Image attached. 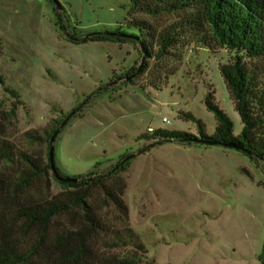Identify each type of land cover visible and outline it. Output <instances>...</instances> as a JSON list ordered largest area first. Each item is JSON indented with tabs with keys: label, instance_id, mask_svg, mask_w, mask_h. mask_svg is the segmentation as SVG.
I'll list each match as a JSON object with an SVG mask.
<instances>
[{
	"label": "rangeland",
	"instance_id": "1",
	"mask_svg": "<svg viewBox=\"0 0 264 264\" xmlns=\"http://www.w3.org/2000/svg\"><path fill=\"white\" fill-rule=\"evenodd\" d=\"M128 3L0 0L5 138L16 154L25 153L43 167L49 134L62 120L53 141L54 166L60 176L81 183L65 184L50 169L31 181L25 201L67 202L65 211L46 222L21 217L15 204L0 210V264H77V256L79 262H96L141 254L126 238L118 240L126 224L145 247L140 264H262L263 164L219 145L159 144L143 137L156 129L198 136L197 121L212 134L217 122L204 104L208 92L238 134L241 120L219 73L232 52L207 48L185 34L158 55L151 38L131 24L145 20L158 31L178 14L128 15ZM105 32L128 37L79 42ZM135 34L146 40L149 55ZM246 63L256 73L258 88L264 87V57L246 58ZM253 108L258 134L264 136V106ZM127 156L126 169L108 175ZM21 167L19 161L6 166L11 173ZM97 177L108 186L123 179L126 222L91 180ZM85 192L104 226L86 236L84 208L71 201Z\"/></svg>",
	"mask_w": 264,
	"mask_h": 264
},
{
	"label": "trees",
	"instance_id": "2",
	"mask_svg": "<svg viewBox=\"0 0 264 264\" xmlns=\"http://www.w3.org/2000/svg\"><path fill=\"white\" fill-rule=\"evenodd\" d=\"M127 14L145 13L152 16L162 14H178L177 20L167 27L156 31L145 20H136L132 27L141 35L151 38L150 43L157 46L158 55H163L168 48L176 45L179 39L188 34L194 37L203 46L214 48H226L232 52L230 61L220 64L219 73L226 86L229 97L238 113L242 128L238 134L233 133V121L229 115L215 102L212 93L206 94L204 104L216 119V127L212 134H207L203 125L197 121L198 136L180 130L156 129L143 137L153 140L155 143L183 142L203 145H219L234 149L247 155L250 159L261 162L264 167V136L258 134L259 122L253 117V105L264 106V87L258 88V78L254 70L246 63V58L264 57V0H128ZM128 35L125 33L105 32L93 36H84L79 42L95 40H114L124 42ZM134 37L138 36L135 34ZM144 54H148L146 40L139 39ZM0 76V82H2ZM13 95L16 94L11 90ZM15 104L9 111V116L15 114ZM73 115V113L71 114ZM191 119V118H189ZM60 121L59 125L61 124ZM65 122L62 123V125ZM52 129L49 137L59 133V127ZM232 145H241L244 150L235 149ZM48 152L50 146H47ZM248 151V152H247ZM130 156L117 162L108 175L117 170H125ZM20 162L21 169L11 173L7 165ZM50 169L49 157L47 163L40 167L34 158L25 153L16 154L12 144L5 138L4 128L0 123V210L8 205L15 204L16 213L33 222H46L54 215L68 208L67 202L62 199H44L42 203L25 201L29 192L31 181ZM55 171L60 176L55 167ZM55 176L54 172L52 171ZM62 177V176H61ZM104 191L105 198L114 204L121 219L128 220V207L123 200V191L126 187L123 179L115 178L108 186L103 178H92ZM94 182V183H95ZM72 187H80V182H65ZM88 193L75 195L71 201L84 208L88 224L83 233L85 236L96 229L103 230L91 212L86 202ZM24 200L25 202L21 201ZM81 232H77L80 235ZM118 240L126 238L141 254H128L120 258L98 260L96 262H79L78 256L74 261L77 264H140L145 247L138 235L126 224L117 234ZM84 252L83 248L80 251ZM264 264V248L262 255Z\"/></svg>",
	"mask_w": 264,
	"mask_h": 264
},
{
	"label": "water",
	"instance_id": "3",
	"mask_svg": "<svg viewBox=\"0 0 264 264\" xmlns=\"http://www.w3.org/2000/svg\"><path fill=\"white\" fill-rule=\"evenodd\" d=\"M54 139H55V134L52 135L50 140H49L50 149H49V152H48V157H49V161H50V165H51L52 171L55 174V177L60 179V180L67 181V182H73V183L78 182L79 179L76 178V177H61L55 171V166H54V161H53V141H54ZM232 147L235 148V149L244 150V148L241 145H232Z\"/></svg>",
	"mask_w": 264,
	"mask_h": 264
},
{
	"label": "built area",
	"instance_id": "4",
	"mask_svg": "<svg viewBox=\"0 0 264 264\" xmlns=\"http://www.w3.org/2000/svg\"><path fill=\"white\" fill-rule=\"evenodd\" d=\"M163 122H168L167 118L166 117H163L162 119ZM151 129V128H150Z\"/></svg>",
	"mask_w": 264,
	"mask_h": 264
}]
</instances>
